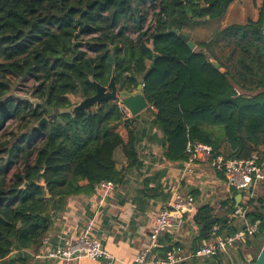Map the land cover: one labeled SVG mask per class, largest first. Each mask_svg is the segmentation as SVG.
I'll return each instance as SVG.
<instances>
[{
  "label": "trees",
  "instance_id": "1",
  "mask_svg": "<svg viewBox=\"0 0 264 264\" xmlns=\"http://www.w3.org/2000/svg\"><path fill=\"white\" fill-rule=\"evenodd\" d=\"M233 1L0 0V264H28L26 250L40 251L53 200L92 192L102 180L122 182L117 148L127 166L138 162L137 115L128 117L117 99L73 116L57 113L72 104L69 94L95 92L90 76L106 84L114 67L119 90L143 84L167 160H184L187 142L208 144L225 159L264 152V0L256 20L221 27ZM211 22L215 28L193 40V49L170 32L189 36L184 28ZM24 76L34 81L39 103L12 95ZM8 121L15 126H6ZM235 194L193 210V250L210 240L213 226L220 235L241 227ZM238 207L250 223L260 219L244 243L254 247L255 258L264 242V193Z\"/></svg>",
  "mask_w": 264,
  "mask_h": 264
},
{
  "label": "crops",
  "instance_id": "2",
  "mask_svg": "<svg viewBox=\"0 0 264 264\" xmlns=\"http://www.w3.org/2000/svg\"><path fill=\"white\" fill-rule=\"evenodd\" d=\"M261 1L251 0L250 19H257ZM241 2L243 0H234L228 6L221 27L228 23H241L249 18H245V7ZM146 111H141L133 121L137 133V164L127 166L121 149L117 148L114 152L116 169L123 174L122 182H114L116 186L105 196L94 187L92 192H81L51 202V225L47 233L51 247L68 235H79L88 229L115 257V264H131L134 256L149 244V233L155 216L167 205L174 191L191 194L195 208L202 204L219 205L235 192L227 189L221 173L206 164H197L193 173H187L184 160H167L164 156L163 135L153 124L152 113ZM118 130L126 137L121 126ZM196 235L192 217L187 215L177 229L159 236L158 246L153 248L152 253L163 256L171 248L187 253L193 250ZM241 244L227 253L219 254L216 259L205 258L198 264H231L226 255L239 253ZM169 245L171 248H168ZM26 251L30 253L29 264H103L102 260L85 257L39 259L33 256L35 253ZM248 256L254 255L247 254L244 260Z\"/></svg>",
  "mask_w": 264,
  "mask_h": 264
},
{
  "label": "built area",
  "instance_id": "3",
  "mask_svg": "<svg viewBox=\"0 0 264 264\" xmlns=\"http://www.w3.org/2000/svg\"><path fill=\"white\" fill-rule=\"evenodd\" d=\"M236 93L240 94V91L236 89ZM119 106L129 117V112L121 104ZM184 155V169L187 173H193L197 164L208 165L214 171L222 174L228 190L237 192L243 188L241 201H249L254 190L264 184V152L255 151L247 159H225L222 155H216L208 144L187 142ZM115 186L116 184L110 180H102L94 185L96 189L100 190L102 196L107 195ZM194 209V198L191 194L174 191L167 205L161 208L155 216L149 233V244L141 253L134 256L131 264H181L194 258L214 257L229 252L238 244L245 243L259 229L260 219L250 223L245 217V211L236 206L234 214L240 218L241 227L232 233L220 235L218 226H213L210 240L194 250L184 253L171 248L165 251L163 256L153 254L152 250L158 246L159 236L177 229L183 218L190 215ZM33 256L39 259L85 257L102 260L103 264H115V257L107 251L97 237L90 234L88 229L79 235H68L52 247L49 245V238L46 235L42 240L40 251ZM255 258L248 256L239 264H254Z\"/></svg>",
  "mask_w": 264,
  "mask_h": 264
},
{
  "label": "water",
  "instance_id": "4",
  "mask_svg": "<svg viewBox=\"0 0 264 264\" xmlns=\"http://www.w3.org/2000/svg\"><path fill=\"white\" fill-rule=\"evenodd\" d=\"M171 28V25H169ZM262 33L264 34V14L261 26ZM171 33L178 34V36L186 42V45L189 49H193L195 47V43L188 35L183 32H178L176 29H170ZM155 58H153V62L151 63L150 67H154ZM211 64L215 68H219L220 72H223L224 69L219 67V64L215 60H210ZM91 83L95 88V92L90 96H82L81 99L76 102L72 103L71 105L63 108H59L57 113H65L74 115L76 112L80 110H88L91 106H98L101 102L109 100V99H117L119 104H121L128 112L130 117H134L138 115L141 111L147 109L149 107L148 101L145 99L143 92H142V84L139 83L136 85L134 90H119L118 85L115 81V71L114 67L111 69V74L109 80L106 84H101L93 79L92 76L89 77ZM30 101L33 104L39 103L38 99H30L29 97L24 98ZM46 121V117H43L38 124ZM243 188L239 189L235 195V206H238L239 202L241 201ZM48 197V194L46 193ZM14 254L12 253L11 256ZM254 264H264V242L259 249Z\"/></svg>",
  "mask_w": 264,
  "mask_h": 264
},
{
  "label": "rangeland",
  "instance_id": "5",
  "mask_svg": "<svg viewBox=\"0 0 264 264\" xmlns=\"http://www.w3.org/2000/svg\"><path fill=\"white\" fill-rule=\"evenodd\" d=\"M241 4H242V6L245 7V12H244L245 18H247V17L250 18L251 14H252L251 0H243V2H241ZM215 26H216L215 22L202 23L199 25H195L193 27H186V28H184V31L189 34V36L192 38V40H202L204 38H207L211 34V32L213 31ZM131 36L134 37L135 34H131ZM82 48L87 50L88 52H91L84 44H82ZM33 84H34V81L30 77H28V76L21 77L13 85L11 93L14 97H16L20 100L27 98V97H29L30 99H35V97H33V95H32V85ZM67 97L71 103H76L81 99L80 95L69 94ZM11 125H12V127L15 126V124L12 123L11 121L6 122V126H11ZM13 130H15V129H13ZM119 130H120V128H119ZM260 193H264V184L260 185L257 189L254 190L252 197L256 198L257 195ZM236 222L241 223V220L239 217H237ZM239 247H240L239 253L235 252V253H231L229 255H226L231 264H239L240 262H242L244 260L245 256H247V254L254 255V253H255L254 247L251 245L246 246L244 244L243 245L241 244ZM29 259L27 261L28 264H29ZM197 260H198L197 261L198 263H200L202 261V259H197ZM223 263H225V262H223Z\"/></svg>",
  "mask_w": 264,
  "mask_h": 264
}]
</instances>
